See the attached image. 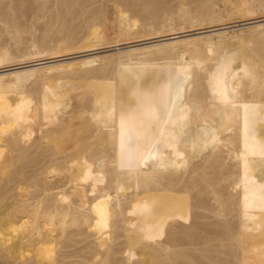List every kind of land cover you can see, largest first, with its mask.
Segmentation results:
<instances>
[{"label":"bare ground","instance_id":"obj_1","mask_svg":"<svg viewBox=\"0 0 264 264\" xmlns=\"http://www.w3.org/2000/svg\"><path fill=\"white\" fill-rule=\"evenodd\" d=\"M261 11L0 0V264H264V23L49 60ZM108 66L114 95L85 99L79 78L100 86Z\"/></svg>","mask_w":264,"mask_h":264},{"label":"rangeland","instance_id":"obj_2","mask_svg":"<svg viewBox=\"0 0 264 264\" xmlns=\"http://www.w3.org/2000/svg\"><path fill=\"white\" fill-rule=\"evenodd\" d=\"M103 7V6H102ZM101 7V8H102ZM102 9H105V8H102ZM261 13V14H260ZM253 16H249V18H248V16H247V19H245L246 17H236V19H235V17H233V18H230V19H228L229 21H226V19H216V20H214L213 22H207V23H202V24H199L200 22H198V21H195V22H191V23H189V25L188 26H181V27H177V28H172L171 30H170V28H169V30L168 29H166L164 32L163 31H161V32H155V33H152V34H146V35H143V36H139V37H136V38H129V39H125V38H120V39H117V40H111V41H108V42H104V43H100V44H98V45H94V46H90V47H87V48H84V49H80V51H79V49L77 50V51H75V50H73V51H70V52H65V54H57V55H54V56H51V57H49L50 59L49 60H51V63H53V61H54V63H57V62H60V61H68V60H71L72 58L73 59H75V58H81L82 56H87V55H92V54H109V53H113L114 55L112 56V58H116V57H119V56H121L120 55V51H122V50H126V49H130V48H133V47H139V46H145V45H151V44H155V43H157V42H161V41H163V40H166V39H169V38H171V37H173V36H178V37H189V36H196L197 34L198 35H205V34H211V33H214V32H223V31H230V32H232V34L234 33V34H236V33H247V32H255V30L253 29L254 28V26H256V25H258V24H261V23H264V11H261V12H256L255 14H252ZM103 16H105V15H103ZM239 18V19H238ZM254 19V20H253ZM248 20V21H247ZM223 21V22H222ZM225 21V22H224ZM198 22V23H197ZM220 23V24H219ZM219 25V26H218ZM223 25V26H222ZM206 27V28H205ZM222 27V28H221ZM205 29V30H204ZM196 30V31H195ZM179 31V32H178ZM195 31V32H194ZM195 33V34H194ZM181 35V36H180ZM5 43L6 42H4V41H1L0 40V45L1 44H4L5 45ZM30 43V42H29ZM30 44H28V46H29ZM135 45V46H134ZM2 46V45H1ZM97 46V47H96ZM132 46V47H131ZM12 46H9V48H11ZM100 47V48H99ZM4 48H7L6 46H4ZM9 48H7L8 50H10ZM13 48V47H12ZM11 48V49H12ZM108 48V49H107ZM14 49V48H13ZM15 51H16V49H14ZM13 50V51H14ZM12 51V50H11ZM11 51H8L10 54L12 53V54H15V52H11ZM18 52V51H17ZM87 52V53H86ZM100 52V53H99ZM139 53V52H138ZM153 53H156V52H153ZM157 54V53H156ZM156 54H153V55H155V57L156 56H158V55H156ZM151 55V54H150ZM153 55H151L152 57H153ZM15 56V55H14ZM55 56H57L56 57V60H55ZM59 57V58H58ZM57 58H58V60H57ZM14 59V60H13ZM13 59H12V61L10 62V63H8L7 65H8V67H4V68H9V67H21L22 65L23 66H26V64L27 65H31L32 63H38L39 61L37 60L38 59V57L37 58H27V57H22V58H20V59H18V58H14L13 57ZM46 59H48V58H46ZM46 59H44V63L43 64H50V61H49V63H48V60H46ZM62 59V60H61ZM27 60V61H26ZM30 62H29V61ZM45 60H46V62H45ZM57 61V62H56ZM21 62V63H20ZM29 62V63H28ZM14 63V64H13ZM19 63V64H18ZM12 64V65H11ZM17 64V65H16ZM25 64V65H24ZM111 64V65H110ZM109 64V66H112L111 68H113V66H114V64H115V61H113V62H111ZM113 64V65H112ZM13 65H15V66H13ZM130 65V64H129ZM108 66V68L109 69H107L106 70V72H104V74H102V72L100 73V75L99 76H101V75H104V77H106V78H103L102 76H101V80L102 79H104V81L101 83L102 85H98L97 86V83H90L89 84V81H87L86 82V80H90V75H89V79H88V76H84L83 78H82V76H81V78H79L80 79V81H82V85H86L87 86V90L88 91H86V89H85V92H87V93H84L85 95L86 94H88V92L90 91V93H92L93 91H95L94 90V88L96 89V91L98 90V88H99V90L101 91L102 90V87H104V91H103V94H102V91L101 92H99L97 95H96V101H98V103L100 102V100H101V102L102 101H104V99H103V97L106 95V93H107V95H110L111 93V95H114V93H113V91L111 90V87H112V83H111V81H109V77L107 78V76H108V71L111 69L110 67ZM116 67V66H115ZM115 67L113 68V69H115ZM128 69H131V66H129L128 67ZM105 74L107 75V76H105ZM88 75V74H87ZM86 77V78H85ZM100 78V77H99ZM82 79V80H81ZM105 79H106V81L107 82H109V83H106L105 82ZM78 80V79H77ZM83 80H85V81H83ZM80 81H74V86L75 87H73V85L71 86V87H73L72 88V90L75 92V90H78V84H75V83H77V82H80ZM91 81V80H90ZM85 82V83H84ZM100 82L101 81H99V83L98 84H100ZM88 83V84H87ZM106 83V84H105ZM111 83V84H110ZM92 85V86H91ZM95 87H94V86ZM88 87L90 88V89H88ZM75 88V89H74ZM107 88V89H106ZM109 89V90H108ZM98 90V91H99ZM111 91V92H110ZM106 92V93H105ZM110 94H109V93ZM73 93V92H72ZM97 93V92H96ZM94 94H95V92H93L92 94H88V96L91 98V96H93V97H95L94 96ZM103 95V96H102ZM83 96L84 95H82V99H83ZM89 97H87V95H86V97H85V99H89ZM92 97V98H93ZM90 100H94V99H90ZM101 102H100V104H101Z\"/></svg>","mask_w":264,"mask_h":264}]
</instances>
